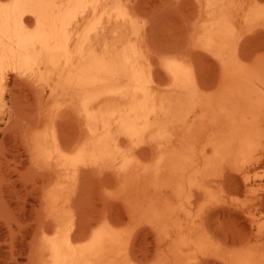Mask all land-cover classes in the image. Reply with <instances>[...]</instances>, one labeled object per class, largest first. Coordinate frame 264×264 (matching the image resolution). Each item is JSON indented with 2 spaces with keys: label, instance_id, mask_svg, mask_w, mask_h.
Wrapping results in <instances>:
<instances>
[{
  "label": "bare ground",
  "instance_id": "bare-ground-1",
  "mask_svg": "<svg viewBox=\"0 0 264 264\" xmlns=\"http://www.w3.org/2000/svg\"><path fill=\"white\" fill-rule=\"evenodd\" d=\"M202 1L206 18L196 28L197 42L220 63V90L212 96L197 89L190 63L181 59L161 62L168 77L165 88L155 82L127 0L0 3V75L6 65L15 66L19 75L35 70L36 77L60 89L59 100L46 104L41 114L68 108L81 119V137L71 151L62 149L49 127L27 136L34 160L58 174L54 205H61L62 193L81 167H105L115 176L121 197L130 194L135 201L153 204L154 212L161 205L156 198L159 188L179 198L227 168L243 179L244 187L251 181V168L264 156V61L240 60L236 30L243 22L264 20V4ZM28 16L35 20L34 31L26 27ZM131 79L136 82L131 84ZM139 141L150 147L147 162L136 153ZM204 186L203 193L211 196V186ZM195 226L191 236H183V230L171 244L178 263L185 248L203 246L202 227ZM120 232L108 227L90 238L87 251L95 255L102 252L103 243L120 242ZM53 254L55 264L72 261L69 250L60 245ZM233 264H264V252L235 251Z\"/></svg>",
  "mask_w": 264,
  "mask_h": 264
},
{
  "label": "rangeland",
  "instance_id": "rangeland-1",
  "mask_svg": "<svg viewBox=\"0 0 264 264\" xmlns=\"http://www.w3.org/2000/svg\"><path fill=\"white\" fill-rule=\"evenodd\" d=\"M11 2L0 0L3 5ZM259 2L264 4V0ZM127 4L137 19L134 32L143 42L155 82L165 88L168 77L161 62L181 59L190 63L197 89L206 96L216 95L220 63L201 47L195 33L206 18L203 1L127 0ZM258 21L243 22L236 30L237 54L245 64L264 61V20ZM34 22L33 17H27L25 24L31 31ZM59 95L60 89L36 77L35 70L19 75L15 66L6 65L0 75V264H55L56 245L69 250V264H233L235 251L264 252V156L251 168L246 187L243 179L227 168L179 198L157 189L161 205L156 212L150 209L153 204L135 201L130 194L126 197L131 200L121 197L115 176L105 167H81L62 193L61 205H54L51 197L60 187L58 174L34 160L27 136L49 127L62 149L75 147L81 137L79 114L68 108L50 116L41 114L46 104L59 100ZM261 120L264 128V114ZM136 146L137 155L147 162L149 145L139 141ZM203 186H211V196L203 193ZM160 208L167 216L159 214ZM194 226L202 227L203 246L189 251L185 248L179 253L182 263H178L171 244L183 230V236H191ZM108 227L122 231L121 241L105 242L102 252L89 254L90 238Z\"/></svg>",
  "mask_w": 264,
  "mask_h": 264
}]
</instances>
